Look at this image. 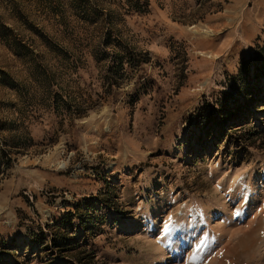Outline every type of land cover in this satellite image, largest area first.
Masks as SVG:
<instances>
[{
	"label": "rangeland",
	"instance_id": "rangeland-1",
	"mask_svg": "<svg viewBox=\"0 0 264 264\" xmlns=\"http://www.w3.org/2000/svg\"><path fill=\"white\" fill-rule=\"evenodd\" d=\"M0 24L31 51L0 40L1 135L26 143L0 181V264H77L45 228L77 205L91 264H264V103L229 133L195 122L264 44V0H0ZM107 32L149 59L109 93Z\"/></svg>",
	"mask_w": 264,
	"mask_h": 264
},
{
	"label": "trees",
	"instance_id": "trees-1",
	"mask_svg": "<svg viewBox=\"0 0 264 264\" xmlns=\"http://www.w3.org/2000/svg\"><path fill=\"white\" fill-rule=\"evenodd\" d=\"M0 40L10 46L17 55L31 54L30 49L23 41L17 39L12 30L0 24ZM96 62H106L105 69V93L111 92L114 85H119V80L127 75V67L131 71H137L143 63L148 62V56L143 52H135L123 43L120 38L113 40L110 33H105L103 40L99 44L97 51L94 53ZM254 63V75L252 79L248 78V84L242 87H235V81L241 78L242 74L248 76L249 63ZM112 64V65H110ZM127 66V67H126ZM126 67V68H125ZM240 75L230 79L231 93H223L222 100L216 101V104L209 105L206 103L198 112L195 118L196 125L200 127L203 137H211L216 134H223L224 131L230 132L237 127L252 124L246 113L250 110L259 109L264 103V44L256 46L250 62H241ZM233 93H235V96ZM4 126H0V181L5 176L8 169L14 161L13 154H19V150L26 147V143L15 135H1ZM83 208L80 205L75 207L74 214L67 213L60 221L46 224L45 228L52 234L50 239L54 251L61 254H71L77 264H91L93 257L91 253H86L85 249L75 244L67 233L71 232L70 218L76 217L82 229L88 226L79 211ZM86 216V215H85ZM87 218V217H86ZM53 230V231H51ZM41 240L44 234L40 231ZM37 238V237H36ZM39 238V236H38ZM42 247H46V242Z\"/></svg>",
	"mask_w": 264,
	"mask_h": 264
},
{
	"label": "bare ground",
	"instance_id": "bare-ground-1",
	"mask_svg": "<svg viewBox=\"0 0 264 264\" xmlns=\"http://www.w3.org/2000/svg\"><path fill=\"white\" fill-rule=\"evenodd\" d=\"M133 231V230H132ZM242 233V232H241ZM240 234V233H237V235ZM254 236V235H253ZM247 240H249V237L248 236H245V237H241V241H240V245L241 244H246ZM238 243V242H237ZM242 247V246H241Z\"/></svg>",
	"mask_w": 264,
	"mask_h": 264
},
{
	"label": "snow or ice",
	"instance_id": "snow-or-ice-1",
	"mask_svg": "<svg viewBox=\"0 0 264 264\" xmlns=\"http://www.w3.org/2000/svg\"><path fill=\"white\" fill-rule=\"evenodd\" d=\"M169 222H171V217H169ZM165 227L167 228V225Z\"/></svg>",
	"mask_w": 264,
	"mask_h": 264
}]
</instances>
